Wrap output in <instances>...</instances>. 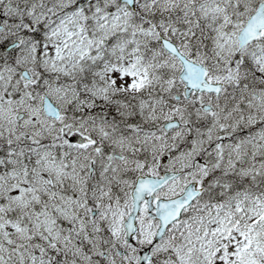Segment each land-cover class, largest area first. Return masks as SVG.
Wrapping results in <instances>:
<instances>
[{"label": "snow or ice", "instance_id": "obj_1", "mask_svg": "<svg viewBox=\"0 0 264 264\" xmlns=\"http://www.w3.org/2000/svg\"><path fill=\"white\" fill-rule=\"evenodd\" d=\"M0 264H264V0H0Z\"/></svg>", "mask_w": 264, "mask_h": 264}]
</instances>
